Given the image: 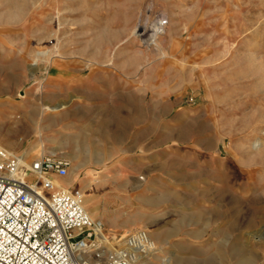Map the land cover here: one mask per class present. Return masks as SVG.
Here are the masks:
<instances>
[{
    "label": "rangeland",
    "instance_id": "obj_1",
    "mask_svg": "<svg viewBox=\"0 0 264 264\" xmlns=\"http://www.w3.org/2000/svg\"><path fill=\"white\" fill-rule=\"evenodd\" d=\"M254 140L264 0H0V146L77 154L110 242L149 224L155 264H264Z\"/></svg>",
    "mask_w": 264,
    "mask_h": 264
},
{
    "label": "built area",
    "instance_id": "obj_2",
    "mask_svg": "<svg viewBox=\"0 0 264 264\" xmlns=\"http://www.w3.org/2000/svg\"><path fill=\"white\" fill-rule=\"evenodd\" d=\"M70 167L58 155L27 162L0 146V264H141L156 250L149 232L103 242L105 226L81 190L59 182Z\"/></svg>",
    "mask_w": 264,
    "mask_h": 264
},
{
    "label": "bare ground",
    "instance_id": "obj_3",
    "mask_svg": "<svg viewBox=\"0 0 264 264\" xmlns=\"http://www.w3.org/2000/svg\"><path fill=\"white\" fill-rule=\"evenodd\" d=\"M9 18L11 19V20H14V19H16L17 18V15L16 14H12V15H10L9 16ZM227 51H228V49H227ZM46 52H48V51H46ZM46 52H39L38 54L41 56V58H42V55H46L45 57H47V53ZM256 52H257V50H256ZM38 54H37V56H38ZM49 54V53H48ZM44 57V58H45ZM261 57V56H260ZM252 61L254 60V59H251ZM249 61H250V59H249ZM251 62V61H250ZM252 64V63H251ZM33 65H36V64H33ZM34 69V68H33ZM46 71V70H45ZM34 73L33 74H35L36 73V71H33ZM54 111V110H53ZM244 127V126H243ZM245 128V127H244ZM254 134H252L250 137H252ZM254 137V136H253ZM241 144V143H240ZM243 145V144H242ZM240 146V145H239ZM250 146V145H249ZM241 147H239V149H240ZM244 148V147H243ZM247 148V147H246ZM251 149H254L255 150V154H256V156H260V155H262L263 154V151H264V145H263V143H259V142H257L256 140H254L252 143H251ZM243 150H245V149H243ZM242 150V151H243ZM241 151V150H240ZM253 154V153H252ZM24 157H25V155L24 154H22ZM41 155V154H40ZM25 159L27 160V162H30L29 160H28V158H26L25 157ZM231 159V158H230ZM71 160V159H70ZM261 161V160H260ZM75 168V167H74ZM79 171V170H78ZM76 179V178H75ZM74 179V180H75ZM66 181V184H67V186H72L73 184H74V181L73 180H71L70 181V183L69 182H67V180H65ZM85 182H86V180H85ZM90 184L91 183H86V184H83L82 186H80V187H78L80 190H81V192L83 193V195H84V206H85V208H86V210L89 212V214L91 215V217L92 218H97L98 217V214H97V209H96V207H93V208H91V201H90V196L88 195V191H89V187H90ZM228 200V199H227ZM229 203H231V202H229ZM99 213V212H98ZM236 215H237V212L236 211H232L231 212V216L230 217H232V224L231 225H234L235 223H237V217H236ZM124 227H126V229H127V227L128 226H124ZM142 229H145V230H147L148 232H149V234L151 235L150 237H152V239H153V241L155 242V245L158 243V235H157V233L154 231V230H152V228H151V226L149 225V224H146V225H142V226H140ZM230 227H232V226H230ZM113 235V234H112ZM195 237V236H194ZM113 239H115V237H113ZM101 240L103 241V242H107V240H108V237L105 235V233L104 234H102V237H101ZM110 248H113L114 246L112 245V244H110V246H109ZM157 249V248H156ZM157 252V251H156ZM156 252H155V254H154V252L152 253V254H150V255H148L147 257H145V258H143L142 259V261H141V264H155L154 262H153V259L155 260L156 258L158 259L159 257H158V255L156 254ZM200 263V262H199Z\"/></svg>",
    "mask_w": 264,
    "mask_h": 264
},
{
    "label": "crops",
    "instance_id": "obj_4",
    "mask_svg": "<svg viewBox=\"0 0 264 264\" xmlns=\"http://www.w3.org/2000/svg\"><path fill=\"white\" fill-rule=\"evenodd\" d=\"M59 68H60V66H59ZM64 88H68L69 89V87H66V86L60 87V84L59 85H56V86L55 85L54 86H44L42 89H45V91L53 92L54 94L57 95V94H60V90H63ZM90 88L91 87H87V88H84V87H76V89L78 90L77 92H80V93H82V89H84V91H88L89 92V89ZM49 89H51V90H49ZM97 89L98 90L95 91V92L103 91L101 87H98ZM57 99L60 100V97L58 96ZM55 109H56L57 112L55 114L52 113L53 115H50V117H54L55 116L58 119V122L57 123H60L59 122L60 121V114H59L60 113V104L56 108H52V110H55ZM45 115H48V114H45ZM39 123H41V122H39ZM55 123H56V121H55ZM52 143H55V142H52ZM62 148H65V144L64 143L61 146L59 145V147L47 148V149H45V147L42 146L41 143H39V144L33 145V147H30L29 150H33L34 151V155H40L41 153L42 154L44 153L43 155H51V154H54V155H58V156L64 157V158H66L68 160H70V158H77L78 157V155L75 154V153L73 155H69V154H66V153L62 152ZM40 156H42V155H40ZM40 156H38V157H40ZM65 180H66V178L60 179L59 180L60 184L67 186V184L65 183ZM67 187H70V188H78V187H74L73 185L72 186H67ZM96 209H97V207H96ZM98 212H99V210L97 209L98 217L95 218V219L100 220L104 224V220H106V218H107L106 217V214H105V211L104 212L103 211H100L99 213ZM108 218H107V223H108ZM118 221L121 222L119 219H118ZM121 223H123V222H121Z\"/></svg>",
    "mask_w": 264,
    "mask_h": 264
}]
</instances>
